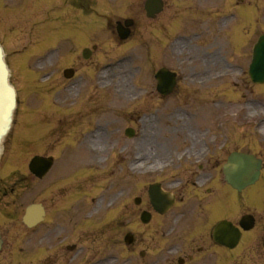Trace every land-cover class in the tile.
<instances>
[{
    "label": "rangeland",
    "instance_id": "374dc122",
    "mask_svg": "<svg viewBox=\"0 0 264 264\" xmlns=\"http://www.w3.org/2000/svg\"><path fill=\"white\" fill-rule=\"evenodd\" d=\"M53 2L58 0H0V44L7 55L11 83L18 94L14 126L5 142L8 160L3 176L21 169L24 160L27 162L35 155L59 157L49 179L41 184L33 183L31 190L49 187L50 178L58 177L59 185L72 183L76 189L91 187V197L103 190L110 201L114 200L115 187L120 184L126 190L115 193V197L122 194V203H129L124 208L128 207L126 212L130 214L131 196H143L149 178H145L146 182L143 177L133 180L129 174L122 173L121 167L129 160L130 168L136 158L147 164L155 163L157 166H152L156 168L163 166L170 155L178 156V152L184 150L203 152L205 145L219 146L212 158L219 163L232 149L262 153V148L264 151V86H252L247 77L251 47L256 37L264 33V20L258 9L264 0H248L253 19L245 41L237 42L236 48L229 47L231 43L224 39L234 30V24L224 25L215 33L211 26L213 21L198 23L182 15L187 21L179 23L176 19L180 15L173 13L174 4L160 14L158 22L150 23L139 8V0H100L98 6L95 5L97 13L91 17L67 6L54 9ZM91 4L93 7L94 3ZM179 5L184 11L191 9L185 2ZM80 8L85 7L82 4ZM122 16L134 19L135 34L120 44L111 30ZM61 24L65 30H60ZM86 27L89 31L84 42L79 41ZM153 33L160 38L174 35L172 41L177 38L175 56L167 49H174L172 42L169 46L161 40L152 41L154 46L149 44L148 38ZM73 35L77 43L72 46ZM92 44H97V51L85 61L80 56L81 49ZM161 66L179 71L183 83L190 81L191 85L202 87L198 90L201 98L194 95L186 100L156 98L152 92V68L156 70ZM66 68L73 69L74 78L63 77ZM118 81L123 86V94L117 93L115 83ZM148 90L154 97L147 94ZM88 104L95 108L96 114L82 123V115L93 111H89ZM98 124L105 131L93 135L90 131ZM128 127L135 130L132 139L123 134ZM144 131L147 133L143 134ZM192 155L198 157V154ZM138 168L142 170L141 165ZM205 170L209 169L205 167ZM134 182L139 185L137 190H134ZM30 191L26 195L32 194ZM102 201L100 214L117 217L118 210ZM123 220L126 222L129 218L123 217ZM11 225L13 234L24 230L19 218ZM117 231L120 239L123 230ZM78 237L74 236L70 243H82ZM155 239L158 240L156 251L162 252L168 238L156 233ZM172 241L179 245L184 242L179 232ZM49 244L50 248H45L43 255L51 264L55 257L52 241L49 240L47 246ZM22 245L29 252L24 264H38L35 236L30 243ZM107 251L98 245L91 246V251L82 248L74 254L72 263L67 264L100 259L97 253Z\"/></svg>",
    "mask_w": 264,
    "mask_h": 264
},
{
    "label": "flooded vegetation",
    "instance_id": "af4514ba",
    "mask_svg": "<svg viewBox=\"0 0 264 264\" xmlns=\"http://www.w3.org/2000/svg\"><path fill=\"white\" fill-rule=\"evenodd\" d=\"M162 2L165 10L169 9L174 0ZM67 3L70 6H89L88 0H67ZM194 152L198 154L195 162L202 165L199 171L194 166L195 162L189 159L190 154H185L189 160L169 156L163 161L162 167L153 170L155 173L161 169L150 182L159 183L161 189L174 198V205L166 214L156 213L147 195L133 202L132 214L126 222L122 212H118L117 228L123 230L118 240L119 253L126 255L125 258L128 257L132 264H154L155 237L156 233H161V236L169 240L165 246L164 264H264L263 157L260 178L254 186L242 194H220L219 162L212 160L214 156L210 153L204 156L202 150L196 149ZM205 167L209 170H205ZM27 175V162L24 160L17 176H0V264H24L28 253L22 244H27L32 236L37 241L38 264H48L43 253L45 248H50L51 244L47 246L49 240L54 250V264L71 263L73 257L67 258V252L70 254L67 247L74 235V186L72 183L59 185L57 181L60 178H50L52 182L49 187L32 189L35 199L28 202L26 194L33 183L41 184L49 177L38 179ZM32 202L41 205L44 217L38 225L28 229L22 224L21 217L24 207ZM142 212L148 213L149 221L146 224L140 221ZM244 217L241 226L240 221ZM18 218L24 230L13 234L11 223ZM222 220L231 222L240 231L239 239L233 247L220 246L212 238L213 228ZM124 232L131 233L130 244L123 242ZM178 232L184 240L182 245L172 241ZM86 238L94 240L96 235L88 234ZM176 257L181 260L172 262ZM111 261H114L113 258ZM102 262L105 263V260ZM92 263L90 259L86 264Z\"/></svg>",
    "mask_w": 264,
    "mask_h": 264
},
{
    "label": "water",
    "instance_id": "95a60500",
    "mask_svg": "<svg viewBox=\"0 0 264 264\" xmlns=\"http://www.w3.org/2000/svg\"><path fill=\"white\" fill-rule=\"evenodd\" d=\"M249 75L253 83H264V38H261L259 43L255 46L254 49V55L252 64L249 68ZM164 78V77H162ZM10 90L8 91V93ZM1 107V102H0ZM8 107V103L6 104V108ZM11 107V100L9 101V109ZM8 111V110H7ZM4 113L6 110L3 111ZM7 128L6 124L4 125V128L2 127V124H0V136L4 132V130ZM244 155L240 154H232L228 159V164L225 166V174H226V180L229 184H231L233 187L237 189H241L246 185V182L243 180V173L242 171V165H240V162L244 161ZM253 161V160H252ZM50 161L48 160H34L32 165H36V167H42L43 171H47V169L50 167ZM26 221L30 220L31 214L26 215ZM219 229L222 228V226L218 227Z\"/></svg>",
    "mask_w": 264,
    "mask_h": 264
},
{
    "label": "bare ground",
    "instance_id": "6f19581e",
    "mask_svg": "<svg viewBox=\"0 0 264 264\" xmlns=\"http://www.w3.org/2000/svg\"><path fill=\"white\" fill-rule=\"evenodd\" d=\"M0 112H2V109H0ZM1 114V113H0ZM147 132L146 131H144L143 132V134H146ZM95 148H97V146H94ZM138 160H141V158H137ZM140 163L141 162H139V161H135V163H133L132 165V168L134 169V170H137V169H139L138 167L140 166ZM155 164V163H154ZM154 164H152V165H154ZM244 167V166H243ZM248 169V168H247ZM248 174H250V171H248V172H244V174L243 175H248ZM243 178H244V176H242ZM246 178H244V180H245ZM164 200L167 202V198L166 197H164Z\"/></svg>",
    "mask_w": 264,
    "mask_h": 264
}]
</instances>
